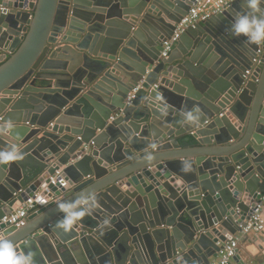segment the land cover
<instances>
[{
	"label": "water",
	"instance_id": "water-1",
	"mask_svg": "<svg viewBox=\"0 0 264 264\" xmlns=\"http://www.w3.org/2000/svg\"><path fill=\"white\" fill-rule=\"evenodd\" d=\"M194 1L0 0V151L23 153L0 165V240L34 264H210L264 196V43L232 34L249 12L237 0L160 59ZM45 186L22 226L2 223ZM91 195L96 209L57 227Z\"/></svg>",
	"mask_w": 264,
	"mask_h": 264
},
{
	"label": "built area",
	"instance_id": "built-area-1",
	"mask_svg": "<svg viewBox=\"0 0 264 264\" xmlns=\"http://www.w3.org/2000/svg\"><path fill=\"white\" fill-rule=\"evenodd\" d=\"M237 0H195L190 7L188 13L182 17L177 24L173 34L163 42V49L160 59L168 58L174 46L180 41L182 35L191 27H196L201 22L207 21L212 16L232 7ZM263 50L259 46L256 57L253 58L251 67L245 71V77L252 74L255 68L261 62V54ZM158 86L157 84L155 85ZM141 88V83L130 92L126 98V103H130L136 96V92ZM223 113L220 114L222 116ZM112 118H114L112 116ZM2 117L0 116V120ZM51 182L55 183V177L51 178ZM41 191L36 192L35 197H28L27 200L21 202L20 206L6 215L2 219V223H10L13 226L20 227L28 218L29 210L34 206L37 198L43 190H48L47 186L42 187ZM240 235L229 237L224 242H219L220 250L218 256L211 260L210 264H231L233 259L239 254L240 243L242 237L251 234L264 233V196L257 201L256 206L249 220L239 224Z\"/></svg>",
	"mask_w": 264,
	"mask_h": 264
},
{
	"label": "clouds",
	"instance_id": "clouds-1",
	"mask_svg": "<svg viewBox=\"0 0 264 264\" xmlns=\"http://www.w3.org/2000/svg\"><path fill=\"white\" fill-rule=\"evenodd\" d=\"M264 0H246V6L249 12L238 14L234 17L231 25V32L234 36L243 35L249 43L259 45L264 43V16L256 15L259 10V4ZM163 101V97H160ZM161 114H167V105L160 108ZM184 122L189 126H195L199 123L201 116L199 108L187 110L182 113ZM13 128L11 122H6L0 131L8 132ZM155 147V145H153ZM23 153L19 150L18 143H13L8 150L0 151V165H8L14 161L22 159ZM152 153H145V159L151 161ZM185 170L190 166L184 165ZM98 207V200L95 195L88 196L79 200L76 204V210L71 214H66L64 219L58 221L57 227L65 232L73 228V226L85 215L90 214ZM109 225V220L103 221L102 228ZM0 264H34L33 255L29 253L17 252L13 244L7 240H0Z\"/></svg>",
	"mask_w": 264,
	"mask_h": 264
},
{
	"label": "crops",
	"instance_id": "crops-1",
	"mask_svg": "<svg viewBox=\"0 0 264 264\" xmlns=\"http://www.w3.org/2000/svg\"><path fill=\"white\" fill-rule=\"evenodd\" d=\"M195 37L193 35H187L184 38V42L183 43H192L194 42ZM181 41V39H180ZM179 41V42H180ZM163 46V44H162ZM162 52V51H161ZM60 80H56V82H61L62 85H66L68 83L67 80V76H59ZM97 103L101 104L102 106H105L104 104H102L103 102H99L98 100H95ZM92 106V110L95 111L96 113L100 114V110L98 109V107H95L94 104H91ZM185 122L181 125V128H185ZM141 140V138H139ZM215 144V142H214ZM49 199V198H46ZM52 203L53 201H49V203ZM248 202H250V200L248 199ZM21 202H17L15 204V209H17L20 206ZM235 235H240V232L237 231V233ZM261 236L264 238V233L263 234H251L249 236H244L242 237L241 243H240V250H239V254L241 255V259L243 260L244 264H264V239H261ZM39 246L41 247V250L43 252H47L46 253V259L49 261H54L57 260V256L54 253V251L51 248H43V245L45 244L44 242H40L38 243ZM261 247L263 249H261ZM47 250V251H46ZM36 255V254H34ZM72 259H76V255L75 253L71 254ZM216 258V257H215ZM214 258H212L211 260H213ZM40 260H42V258H40ZM231 264H236V262L233 261L231 262Z\"/></svg>",
	"mask_w": 264,
	"mask_h": 264
}]
</instances>
